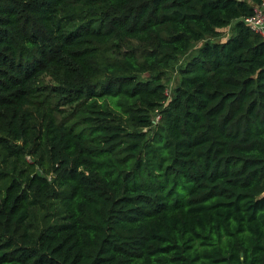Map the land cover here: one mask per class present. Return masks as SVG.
<instances>
[{
  "label": "trees",
  "instance_id": "obj_1",
  "mask_svg": "<svg viewBox=\"0 0 264 264\" xmlns=\"http://www.w3.org/2000/svg\"><path fill=\"white\" fill-rule=\"evenodd\" d=\"M260 2L0 0V264H264Z\"/></svg>",
  "mask_w": 264,
  "mask_h": 264
},
{
  "label": "built area",
  "instance_id": "obj_2",
  "mask_svg": "<svg viewBox=\"0 0 264 264\" xmlns=\"http://www.w3.org/2000/svg\"><path fill=\"white\" fill-rule=\"evenodd\" d=\"M244 24L250 29L258 32L264 39V0L253 7L252 13L243 18ZM167 94V90H165ZM158 118L154 116V121Z\"/></svg>",
  "mask_w": 264,
  "mask_h": 264
},
{
  "label": "rangeland",
  "instance_id": "obj_3",
  "mask_svg": "<svg viewBox=\"0 0 264 264\" xmlns=\"http://www.w3.org/2000/svg\"><path fill=\"white\" fill-rule=\"evenodd\" d=\"M221 30L223 32H222V36L220 37V39H224L225 36H227L228 34H230L232 32L230 25L221 28ZM199 44H200V42L195 43L186 54L179 56L177 64L182 63L183 61H185L189 57L190 54L194 53V48L196 46H198ZM175 67L173 69H171L170 71H168L169 80L166 83V89L168 92L171 91L172 87L178 82V79H179V76L176 73Z\"/></svg>",
  "mask_w": 264,
  "mask_h": 264
}]
</instances>
